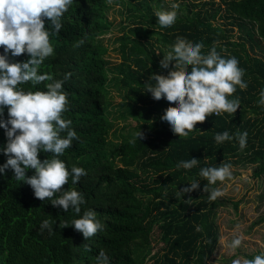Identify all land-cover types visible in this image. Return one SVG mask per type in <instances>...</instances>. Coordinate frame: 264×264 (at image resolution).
<instances>
[{
  "label": "trees",
  "instance_id": "16d2710c",
  "mask_svg": "<svg viewBox=\"0 0 264 264\" xmlns=\"http://www.w3.org/2000/svg\"><path fill=\"white\" fill-rule=\"evenodd\" d=\"M173 3L179 4L177 19L172 26L161 27L155 13L172 11L168 4ZM113 4L127 13L118 24L121 34L115 51L120 61L115 65L104 44L113 27L108 19ZM61 23L59 34L49 37L54 55L45 59L38 74L63 79L71 73L63 85L69 100L63 118L72 121L79 139L59 159L69 171L73 166L85 169L87 175L75 185L69 177L63 189L82 193L86 203L79 215L71 209L65 212L48 199L35 198L29 185L6 170L0 175V264H96L100 250L110 257V264H210L220 238L218 212L228 201L208 199L219 181L204 192L208 182L200 177V169L249 166L253 178H264V106L258 103L264 90V0H74ZM45 28L51 33L46 18ZM177 37L202 42L205 55L214 46L221 57H235L248 85L246 90L237 86L229 97L240 100L235 113L208 116L187 138L174 134L160 119L165 109L176 105L165 98L154 100L144 91L153 73L166 76L172 70L171 65L161 69L159 61ZM81 39L83 46L74 47ZM27 59L26 52L8 56L10 63ZM46 83L18 87L46 91ZM112 90L119 95L117 103ZM0 118L8 119L7 107ZM119 121L134 126L118 133ZM138 130L144 139L135 138ZM224 131L233 139L217 144L215 135ZM245 131L247 146L241 150L236 136ZM6 144L0 128V166L7 160ZM50 155L40 152L38 159H51ZM192 158L199 160L192 169L176 167ZM33 174V169L26 171L27 176ZM193 181H199V189L181 196L179 190ZM189 196L190 204L184 203ZM231 205L236 208L238 203ZM88 209L96 212L103 231L85 240L71 225L60 227ZM44 220L52 223L51 234L41 230ZM257 255L264 251L248 259Z\"/></svg>",
  "mask_w": 264,
  "mask_h": 264
},
{
  "label": "clouds",
  "instance_id": "9594fccd",
  "mask_svg": "<svg viewBox=\"0 0 264 264\" xmlns=\"http://www.w3.org/2000/svg\"><path fill=\"white\" fill-rule=\"evenodd\" d=\"M74 0H0V46L4 54L0 55V117L3 108L8 109V119L0 118V128L5 130L7 137L3 154L6 163L0 166V175L11 169L13 178L25 183L33 190L35 198L50 200L53 207H60L67 212L69 209L76 214L81 213V206L86 203L82 193L64 190L69 177L73 185L82 176L87 175L85 169L73 166L69 171L59 157L72 146L73 140H78L77 133L71 127L72 121L63 118V113L69 110L68 94L63 89L64 83L71 77V73L64 74L63 79H54L52 74H38V69L45 59L54 55V48L50 43V34L58 35L62 28V18L73 4ZM172 11H158L155 13L161 27L172 26L177 19L179 4L171 5ZM45 18L50 22L51 33L45 28ZM85 39L79 40L74 47H81ZM204 44L177 37L163 59L159 61L161 69H171L167 75L153 73L149 81L144 84V91L150 93L154 100L165 98L169 104L160 117L166 121L174 134L187 138L197 123H203L212 114H233L239 109L238 97L229 99L236 92L237 86L246 90L247 82L242 80L244 70L238 67L235 57L223 58L213 46L205 55L202 52ZM29 59L23 62L8 60L24 53ZM190 68V71H189ZM47 81L46 91L25 92L18 85L31 82L37 85ZM154 82V83H153ZM259 105L264 106V90L260 92ZM10 125V127H9ZM136 139H144L141 131L134 133ZM248 133H238L239 147L243 150L247 146ZM217 144L230 141L233 136L228 131L217 133L214 137ZM135 142V141H133ZM40 152L50 153L51 159H38ZM196 158L181 161L177 168L192 169L197 166ZM28 169L34 174L26 175ZM231 165L221 164L219 167H204L199 171L200 177L208 183L203 191L209 192L208 185L217 181L231 178ZM199 181H193L187 187L179 190L183 196L198 190ZM224 192L213 189L208 199L215 201ZM191 197L184 201L190 204ZM71 225L77 232L82 233L85 240L103 231V225L96 219V212L85 210L83 215L69 224L64 222L61 228ZM41 230L53 232V225L49 220L41 223ZM200 229L197 228V231ZM241 237H235L229 245L231 251L241 245ZM87 247V246H86ZM90 251V249H88ZM96 264H110V257L104 250H100L96 257ZM232 264H264V255H257L254 259L233 260Z\"/></svg>",
  "mask_w": 264,
  "mask_h": 264
},
{
  "label": "rangeland",
  "instance_id": "374dc122",
  "mask_svg": "<svg viewBox=\"0 0 264 264\" xmlns=\"http://www.w3.org/2000/svg\"><path fill=\"white\" fill-rule=\"evenodd\" d=\"M113 1L111 0V2ZM171 5L168 4L170 7ZM112 6L108 13V19L112 22L113 27L105 35L104 44L108 47V59L111 61V65H115L120 61L119 55L115 51L119 44L117 38L121 34L118 24L120 20L126 17L127 13L125 8L119 4ZM111 94L113 101L119 102L117 92L112 90ZM122 126H124L123 130ZM132 126H134V122L130 121H119L116 125L118 133L120 131L125 133ZM230 171L231 178L219 181L218 189L224 192V195L219 198L227 200L228 205L218 212L217 225L220 238L209 261L210 264H232L233 260L240 259L243 261L258 250L264 251V221H260L264 215V178H253L249 166L231 167ZM231 203H238V205L234 208ZM237 236L241 237L242 243L233 253L229 245ZM160 246L159 243L153 252Z\"/></svg>",
  "mask_w": 264,
  "mask_h": 264
},
{
  "label": "built area",
  "instance_id": "2783aa9c",
  "mask_svg": "<svg viewBox=\"0 0 264 264\" xmlns=\"http://www.w3.org/2000/svg\"><path fill=\"white\" fill-rule=\"evenodd\" d=\"M215 115V114H214Z\"/></svg>",
  "mask_w": 264,
  "mask_h": 264
}]
</instances>
